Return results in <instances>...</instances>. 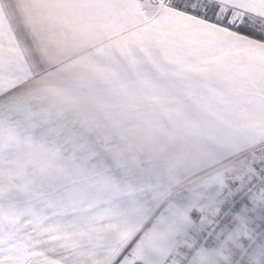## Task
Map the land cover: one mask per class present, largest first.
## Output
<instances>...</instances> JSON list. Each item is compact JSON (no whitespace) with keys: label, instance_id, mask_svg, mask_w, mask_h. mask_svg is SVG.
Returning a JSON list of instances; mask_svg holds the SVG:
<instances>
[{"label":"snow or ice","instance_id":"6c2138e0","mask_svg":"<svg viewBox=\"0 0 264 264\" xmlns=\"http://www.w3.org/2000/svg\"><path fill=\"white\" fill-rule=\"evenodd\" d=\"M42 7L59 64L0 6V264H264V0Z\"/></svg>","mask_w":264,"mask_h":264},{"label":"crops","instance_id":"0c3cea01","mask_svg":"<svg viewBox=\"0 0 264 264\" xmlns=\"http://www.w3.org/2000/svg\"><path fill=\"white\" fill-rule=\"evenodd\" d=\"M51 0H0L3 12L16 20H23L24 31L18 33L17 38L24 42L25 39L34 41L42 48L47 59L52 64H59L66 60L72 51L71 42L65 39L63 30L49 21L45 15L43 5L50 3ZM57 99L62 96L55 97ZM93 107L102 112L98 104L93 103ZM160 228L157 219L152 220L148 225V231L156 230L158 243H164L172 238V234H165L158 231ZM164 233V234H163Z\"/></svg>","mask_w":264,"mask_h":264},{"label":"rangeland","instance_id":"374dc122","mask_svg":"<svg viewBox=\"0 0 264 264\" xmlns=\"http://www.w3.org/2000/svg\"><path fill=\"white\" fill-rule=\"evenodd\" d=\"M157 222H159L160 228L158 231L164 232L165 234H172L171 231L168 229V227L163 223L162 220H160L159 218H157ZM163 233V234H164Z\"/></svg>","mask_w":264,"mask_h":264}]
</instances>
